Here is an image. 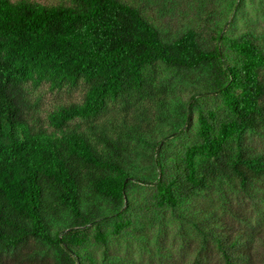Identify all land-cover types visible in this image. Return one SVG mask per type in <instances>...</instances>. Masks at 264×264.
Returning <instances> with one entry per match:
<instances>
[{
    "label": "trees",
    "instance_id": "1",
    "mask_svg": "<svg viewBox=\"0 0 264 264\" xmlns=\"http://www.w3.org/2000/svg\"><path fill=\"white\" fill-rule=\"evenodd\" d=\"M65 1L0 0V264H264V0Z\"/></svg>",
    "mask_w": 264,
    "mask_h": 264
},
{
    "label": "rangeland",
    "instance_id": "2",
    "mask_svg": "<svg viewBox=\"0 0 264 264\" xmlns=\"http://www.w3.org/2000/svg\"><path fill=\"white\" fill-rule=\"evenodd\" d=\"M13 2L17 1V0H12ZM32 2L38 3L42 6H54V5H58L61 3H66L65 0H31ZM127 1L129 3H138L141 1V3H145V0H124ZM174 3V7H173V11L174 13L177 15V19L173 21V24L179 25V23H182L184 20L183 18H193V17H203L205 18L206 16H208V14L213 11H215L218 7L216 6V4H214L215 0H173ZM173 5V4H172ZM246 10H242V13L238 14L234 25H236L235 27H239L240 25H242L243 22V17H246L247 15H250L254 18V20L258 19L257 13L253 8L250 7L249 2L246 1V5L245 7ZM264 8V5H263ZM247 11V13L245 12ZM147 15L151 17V19H155L158 20V10L157 7L155 6H151L150 9H147ZM245 15V16H244ZM246 19H248L246 17ZM247 23H250V21H246ZM259 22L260 24H264V18L260 15L259 17ZM81 94L74 92L73 95H69V94H62V100L63 101H68L69 98H80ZM55 101V97L51 94H48L47 99H46V103H52Z\"/></svg>",
    "mask_w": 264,
    "mask_h": 264
}]
</instances>
